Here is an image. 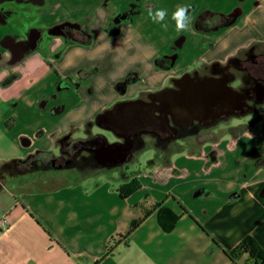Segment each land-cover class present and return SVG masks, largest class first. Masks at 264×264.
<instances>
[{"label":"crops","instance_id":"crops-1","mask_svg":"<svg viewBox=\"0 0 264 264\" xmlns=\"http://www.w3.org/2000/svg\"><path fill=\"white\" fill-rule=\"evenodd\" d=\"M5 1L15 0H0V264H235L223 250L248 235L264 249V101L244 124L204 126L167 149L143 134L130 170L46 187L21 181L34 167L16 165L53 157L64 142L117 143L124 137L98 122L116 103L175 88L186 73L219 78L207 74L264 44V0H29L24 16ZM180 7L187 30L173 19ZM21 17L23 29L12 23ZM75 30L88 41L69 38ZM161 207L178 216L169 232Z\"/></svg>","mask_w":264,"mask_h":264},{"label":"flooded vegetation","instance_id":"flooded-vegetation-1","mask_svg":"<svg viewBox=\"0 0 264 264\" xmlns=\"http://www.w3.org/2000/svg\"><path fill=\"white\" fill-rule=\"evenodd\" d=\"M253 51L254 47L251 48L250 51H244L241 57L237 56L235 59L229 60V62H227L223 67L211 69V71H209L210 74H207L215 75L219 78H226L228 76L227 73H229L234 76V79L228 82L229 85H231V83L238 77L242 82V85L236 88L238 91H244L251 86L255 88V90L252 92L251 98L246 101L247 107L242 109L244 111L243 113L256 111L255 107L256 104H258L256 85L260 83L263 85L262 88H264V53L261 51L254 53ZM237 74L238 76H236ZM200 76L206 75L201 74ZM187 83L189 85L193 84L191 81H188ZM140 99L145 103L151 102L149 95L142 96ZM177 103L178 102L175 100L174 96L161 95L158 96V100L155 102V105H146L138 108V111L141 115L140 118L148 115V109H157L160 111L155 112L156 117L153 120V124L155 126L149 128V130L155 131L154 136L156 137L157 143L159 145L165 146L171 141L179 140L189 135L197 136L203 130L204 126H206V123L209 122L210 116L203 112L202 114H198L197 118L191 120L188 124V122H185L184 120L187 119L186 116H181V111L183 109L177 107ZM235 114L238 113L235 112ZM230 116L225 117L220 114V116L216 118L211 123V125L222 122L228 119ZM124 118H126L125 114L119 115L117 111H113L111 113L105 114L99 120L102 124L112 127L117 134L124 135L129 133L127 130L129 122H123ZM120 122L121 125L123 124L122 128L125 130H121L117 127ZM143 122V124H137L130 139H126L124 137V139L118 140L117 143H114L110 149L113 151V154L110 156H107L106 139L103 136H98L86 141L64 142L63 146L61 147L60 155L57 158L50 157L49 164L52 167H56V169H67L69 167H73L74 169L82 171L88 166H98V161H103L107 158H114L115 160H118L119 154L124 151L126 145L129 142L133 143L132 152L143 145L144 135L141 133L139 134V130L144 127L146 128L149 123L148 118L144 117ZM99 153H102V156H100ZM129 159H131V155ZM57 160L59 163L55 164Z\"/></svg>","mask_w":264,"mask_h":264},{"label":"water","instance_id":"water-1","mask_svg":"<svg viewBox=\"0 0 264 264\" xmlns=\"http://www.w3.org/2000/svg\"><path fill=\"white\" fill-rule=\"evenodd\" d=\"M227 75L229 77L227 76L226 78H216L210 76L199 77L197 74L191 76L186 73L179 79L173 81V85L175 86V88H167L165 90L149 94L151 102L145 103L141 99L118 102L111 109L100 114L98 118L100 119L105 114L111 113L113 111H117L119 115L125 114L126 118H124L123 122H129V126L127 125V130L129 131V133L122 136L126 139H130L132 132L134 131L137 124H143V118L147 117L149 123L146 128L144 127L139 130V134L154 133L155 131L149 130V128L155 126L153 124V120L156 117L155 112L160 111H158L157 109H148V115L140 118L141 115L138 111V108L146 105H155V102L158 100V96L168 95L174 96L175 100L178 102L177 107L183 109L181 111V116H186L187 119H184L185 122H188L189 124L191 120L197 118L198 114H202L203 112H205L208 116H210L209 122L206 123V126L211 125V123L216 118H218L220 114L225 117L233 115L235 114V112H237L238 114H243L244 111L242 109L247 107L246 101L251 98L252 92L255 90L253 86L244 91L236 90L228 84L230 80L234 79V76L229 73H227ZM188 81H191V83L193 84L189 85L187 83ZM256 87L258 95L257 103H262L264 101V88H262L263 85L258 83ZM98 122H100V120H98ZM117 127L121 130L124 129L122 128L123 124L121 125V122L119 125H117ZM113 132L116 133L114 129ZM113 145L114 144L107 143V156L113 154V151L110 150ZM132 149L133 143L129 142L126 145L124 151L119 154L118 160H115L114 158H107L103 161H98V166L110 168L117 165H122L127 161ZM99 154L100 156H102V153Z\"/></svg>","mask_w":264,"mask_h":264},{"label":"rangeland","instance_id":"rangeland-1","mask_svg":"<svg viewBox=\"0 0 264 264\" xmlns=\"http://www.w3.org/2000/svg\"><path fill=\"white\" fill-rule=\"evenodd\" d=\"M18 3L22 4V5L18 6L17 5ZM3 5H4V8L6 9L5 11H7V12H11V11L18 9L21 11L22 16L31 13L30 12L31 7H30L29 0L5 1L3 3ZM21 19H22V17L20 19L15 20V22L12 21V23H14L16 26H18L19 29L24 28L23 27L24 22L22 23ZM260 51L264 53V44H257L255 46V49L253 52L257 53ZM237 55L241 57L243 55V51L238 52ZM236 76H238V74ZM231 85L234 88H238L239 86L242 85V82L237 77L236 80L231 83ZM253 114L254 113L248 112L244 115H238V114L232 115V116L228 117V119L224 120L221 125L224 126L227 124H234V125L235 124H244V122H246L247 120H249L253 117ZM241 129H242V127H239L237 129H235L234 131L238 132ZM93 131L95 133L96 132H102L101 129H97L96 127L93 128ZM206 136L209 137V135H206ZM144 138L148 141L146 143L147 145H151V146H154L156 148L166 147L165 149H167L166 145L165 146H162V145L159 146L157 144V142L154 141L155 139L149 137L148 134ZM113 140H114L113 137L109 136V141H113ZM152 149H153L152 147H147L143 151H141L140 156H138V158H140L139 160H141L144 156L149 155L151 153ZM59 155H60V153L58 152V149H57L55 151V153L53 154V157L57 158ZM40 158H41V160L33 162L32 166L29 167V168L34 167V169L31 171L30 174H28V175H25L24 173L20 174L21 176H25V178L20 179L21 181L25 180V179H27L28 181L37 180V181H39V183L44 182L46 187H54V186H58V185L65 184V183H71L77 179V176L78 177H81V176L83 177V176H87V175L91 176V175H93L92 173H94V172H96V175L97 174L102 175L105 173L108 174V173H112L113 171H117L116 169H119V170L122 169L124 171V167H126V166L130 170L139 164L138 162L133 160L130 162H126L123 165H118L115 167L104 168V169L101 167H98V166H96V167L88 166L86 169L84 168L82 171L78 170V175H75V174L73 175V172L75 173V171H72V174H69V172H71V171L65 173L66 170H71V169L74 170L73 167L67 168V169H64V168L63 169H56V167L50 166V164H49L50 157L49 156L46 158L44 156H40ZM58 163H59V161L57 160L55 164H58ZM27 166H29V165H27ZM23 169H26V168L24 166L20 167V171H23ZM64 174H66L67 176H64ZM26 176H27V178H26ZM11 185L14 186L16 184H11Z\"/></svg>","mask_w":264,"mask_h":264},{"label":"trees","instance_id":"trees-1","mask_svg":"<svg viewBox=\"0 0 264 264\" xmlns=\"http://www.w3.org/2000/svg\"><path fill=\"white\" fill-rule=\"evenodd\" d=\"M199 22H200V20H199ZM67 35L69 36V38L76 40V41L81 40V42H84V43H86L88 41L87 36H84V35H82V37L79 36L81 34L79 31H76V30L75 31H68ZM135 79H136V73H134V72L130 73L119 85L124 87L127 84L133 82ZM38 160H41L40 155L39 156L33 155V156H30L26 160L17 161L16 165L19 168L22 166L27 168V165H29V167H31L32 163L35 161H38ZM136 187H137L136 182L131 180L128 184L123 186V190L122 189L121 190L123 191L124 194H127V193H130L132 190H134ZM177 220H178V216L171 209L161 207L158 210L157 221H158L159 226L161 227V229L164 232L171 231L173 229V227L175 226ZM141 221H142V219H139V220L133 222L131 225V230L133 228H135ZM130 231L128 232V234L130 233ZM212 241L217 247L220 248L219 244L215 241V239L212 238ZM223 252L229 258V260H231L235 264H238L237 261L243 254L247 255V261L244 264H264V249L255 240V238L250 236V235L244 237L238 243V245L235 246L234 248L229 249V250H223Z\"/></svg>","mask_w":264,"mask_h":264},{"label":"clouds","instance_id":"clouds-1","mask_svg":"<svg viewBox=\"0 0 264 264\" xmlns=\"http://www.w3.org/2000/svg\"><path fill=\"white\" fill-rule=\"evenodd\" d=\"M167 13L164 10H157L153 15V19L157 22H161L166 17ZM173 19L176 20V28L177 30H187L189 27V16H188V8L180 7L173 14Z\"/></svg>","mask_w":264,"mask_h":264},{"label":"built area","instance_id":"built-area-1","mask_svg":"<svg viewBox=\"0 0 264 264\" xmlns=\"http://www.w3.org/2000/svg\"><path fill=\"white\" fill-rule=\"evenodd\" d=\"M6 224H7V221H6L5 218L0 219V228H1V227H5Z\"/></svg>","mask_w":264,"mask_h":264}]
</instances>
